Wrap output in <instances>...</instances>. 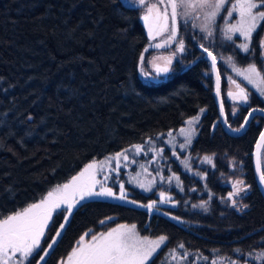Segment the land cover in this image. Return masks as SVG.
Returning a JSON list of instances; mask_svg holds the SVG:
<instances>
[{
	"label": "trees",
	"instance_id": "16d2710c",
	"mask_svg": "<svg viewBox=\"0 0 264 264\" xmlns=\"http://www.w3.org/2000/svg\"><path fill=\"white\" fill-rule=\"evenodd\" d=\"M263 32L264 26L254 34L251 53H240L230 42L223 53L241 66L255 63L258 70L264 69L259 48ZM147 42L139 10L122 0H0V216L38 202L93 159L163 139L197 115L188 153L196 162L213 157L211 167L195 162L199 173L192 178L173 166L185 191L195 189L189 194L191 202L208 201L207 212L181 205L161 208L185 221L179 224L164 213L149 218L147 208L137 206L149 204L152 195L131 197L136 204L92 199L75 210L45 264L66 258L89 230L97 233L119 224H135L143 235L167 237L147 264H161L180 244L198 256L200 264H210L213 258L243 264L245 257L235 249L248 253L260 248L264 229L250 235L264 227V199L251 153L263 119L255 117L239 137L228 136L219 124L212 130L218 113L203 59L145 88L138 64ZM188 45L193 49L189 58L195 60L199 51L189 41ZM245 89L249 103L234 117L228 116L223 100L232 129L240 127L250 108H264L260 96L246 85ZM228 177L251 185L238 201L247 208L236 211L230 205V188L223 183ZM55 220L58 228L63 217ZM48 235L54 236L55 228Z\"/></svg>",
	"mask_w": 264,
	"mask_h": 264
},
{
	"label": "snow or ice",
	"instance_id": "6c2138e0",
	"mask_svg": "<svg viewBox=\"0 0 264 264\" xmlns=\"http://www.w3.org/2000/svg\"><path fill=\"white\" fill-rule=\"evenodd\" d=\"M142 9L143 13L141 19L144 22V26L147 28L149 42L155 40L157 36L168 33L167 38L162 43H156L155 48L169 46L172 42H176L175 52L184 53L186 51L185 40L179 35L180 26L179 20L183 18L185 22L190 17L195 16L199 19V14L202 13L204 17V24L201 27V31L206 35L200 37L201 40L207 39L213 36L212 26L215 24L216 18L223 10L226 16L221 17L225 20L227 27L225 31V39L228 41L233 40V35L238 34L242 38L243 42L237 44L245 53H251L253 48L250 47L253 43L254 34L258 29L264 26V0H135ZM170 9V12H169ZM238 16V19L233 17V14ZM230 19L234 22L228 23ZM195 27V25H193ZM231 33L232 35H229ZM195 38V37H194ZM202 52L207 53V57L211 58V69L213 72L217 71V58L213 55V52L209 50V47L205 44H200ZM261 56H264V39L260 41ZM148 48L144 49L147 52ZM197 59H201L198 57ZM231 57L228 61L231 62ZM145 62L144 53L140 55L141 64V76L144 78L143 86L145 88H153L158 86L162 81L158 77L163 74L165 77L174 70L170 66L172 65V57L167 58V62L163 67L153 65L155 76L150 75L143 70V64ZM233 67H235L233 65ZM239 72V70H237ZM245 73H254L257 76H261L264 81V69L257 68L255 63H250L248 68L244 69ZM243 75V73H240ZM208 75V73H205ZM244 79L251 83L249 76H244ZM219 81L220 77L217 75V95L219 96ZM237 87H240L237 85ZM261 97H264V89L259 90ZM240 99L245 103H249V94L244 88H240ZM231 96L232 93L229 92ZM205 110L200 109L203 113ZM221 115L224 116V105L221 103L220 107ZM264 112V108H254L248 112V115L244 118V123L239 128L231 129L233 132L239 133L245 129L246 125L250 123V118H254L255 113ZM236 109H233V115H235ZM31 119V117H29ZM199 122V115L194 116L185 121L189 126L187 129L181 128L180 133L184 136V143L179 145L180 150L191 144V137L195 133V127ZM224 123H228L225 117ZM215 127V125L213 126ZM172 136V132L168 133ZM159 139V137H157ZM148 143V141H145ZM167 143V141H165ZM135 149V155H139L143 149L142 144L132 145ZM256 172L259 176V184L264 187V167H262V160H264V154L259 150L264 148V132L260 133V139L256 144ZM131 149L125 148L121 152L115 153L113 156L105 157V160L97 161L93 159L86 164L84 168L71 180L62 185H57L54 189L49 191L47 195L42 196L38 202L30 203L28 206L14 211L10 215L0 216V264H31L32 260L39 256L37 264L45 261V258L50 254V251L58 243L59 238L66 231L67 225L70 223V217L74 215L75 210L85 207L88 201L92 198L111 197L115 200L126 201L128 204H136L137 202L131 199H127V193L125 191L124 183H120V195H116L111 187H106L104 182L97 181L96 176L103 171V165L105 161L115 160L114 169L119 170L122 165L120 158L123 157L125 162L129 161L128 153ZM163 153V149H160ZM173 155H176L173 152ZM179 159V157H177ZM206 162L211 163V157H204ZM134 161V157H133ZM187 166V165H186ZM141 167H144L141 165ZM120 173L117 171V177ZM176 179L179 184V176L169 177L168 179ZM202 179L206 178L201 176ZM109 179V177H105ZM115 182V178H112ZM97 185L99 188L97 190ZM144 188V185H140ZM232 191L229 192L227 200L232 201V207L236 211H240L241 208H247V204L239 203V200H243L251 189V185L245 183L243 179L237 178L232 183ZM145 191L149 189L144 188ZM181 191L183 189L181 188ZM195 191V189H193ZM211 195V194H210ZM160 203H166L169 198H165V193L160 192ZM223 199V198H222ZM157 202L153 201L147 205L138 204V207H146L148 212L151 213ZM173 201V206H175ZM187 203V201H185ZM208 201H203L199 205L193 204V208H200L207 212ZM168 215L167 212L164 213ZM63 217V223H60L56 228L55 217ZM173 220H177L176 216L171 217ZM105 223V221H101ZM55 228V235L49 237L48 233H51ZM85 235H90L91 239L85 242L84 236L77 241L76 246L66 258H62L58 261V264H146L155 253L165 244L167 237L164 235L159 236L156 240H149L147 237H141L136 231V225L119 224L115 228L107 232H101L99 234L93 233L89 230ZM51 239V242L47 241ZM43 240V243H42ZM44 243H47V247H44ZM260 248L258 251L244 253L241 249H235L234 251L241 257H245L243 264H249V261H255L256 264H264V238L259 242ZM178 248L183 249L184 245H178ZM43 253V255H41ZM176 249L170 251L173 259H175ZM190 254L187 251L181 252V259L187 258ZM205 259H207L205 257ZM229 264H237V261L231 258ZM215 264V262H213Z\"/></svg>",
	"mask_w": 264,
	"mask_h": 264
},
{
	"label": "rangeland",
	"instance_id": "374dc122",
	"mask_svg": "<svg viewBox=\"0 0 264 264\" xmlns=\"http://www.w3.org/2000/svg\"><path fill=\"white\" fill-rule=\"evenodd\" d=\"M122 1L129 6H138L137 9L140 12V19H141L143 9L137 3H135V0H122ZM224 16H226V13L222 10L219 16L216 18L215 24L212 26L213 36L208 37L207 39L204 40L200 39V37L206 35L205 32L201 31V27L204 24V17L202 13L199 14L200 17L199 19L193 16L190 17L187 20V22H185V20L181 18L179 20V26H180L179 35L182 36L185 40L186 51L184 53L175 52L176 42H172L169 46L166 47H161L159 49L155 48L154 45L156 43L163 44V42L167 38L168 33H164L163 35L157 36L156 39L151 41L150 43L148 38L147 28L144 27L148 40L145 48H148V51L144 52L143 50L142 52L144 53L145 56L143 70L148 72L150 75L155 76L156 73L154 71L153 65L163 67L167 62V58L172 57V65L170 67L173 68L174 70L167 77H165L163 74H161V76L158 77V79L164 82L172 76L174 71L179 72V71L187 70L188 68L195 65V63L198 60L197 59L198 57L203 59L202 54L198 52L197 58L195 60H190L189 57L193 49L189 47L188 41L192 43L193 48H196L197 45L205 44L206 46L209 47V50L214 53L216 58L219 59L218 67L222 79V99L226 102L228 116L234 117L236 114H238L239 108L241 106L247 105L240 99V94H241L240 88L245 89V85L250 87L264 101V97H261L259 92L260 89H264V83L262 82L261 76H257L254 73L244 72V69L248 68L249 65L241 66L236 60H234L232 55L229 56L223 53L226 46V42L233 43L232 41H228L227 39H225L224 30L226 29L227 24L225 20L221 18ZM233 17L238 19V16L235 13L233 14ZM232 22H234L233 19H230L228 21V23H232ZM193 25H195V27H193ZM229 35L232 34L229 33ZM261 39H264V32L262 34ZM233 40L235 41V43H233L235 44L234 47H236L240 51V53L244 54L245 52H243L240 48L237 47V44L243 42L242 38H240L238 34H236L233 35ZM260 41H259V48H260ZM229 57L232 58L231 62L228 61ZM261 57L264 59V56ZM233 65L235 67H233ZM237 70H239V72ZM138 71L140 77L144 80V78L141 76L140 61L138 64ZM206 73H208L207 76L211 78V84H212V77H211L209 65L207 67ZM240 73H243V75H241ZM244 76H249L252 82L249 83L248 80L244 79ZM237 85H239L240 87H237ZM212 92H213V85H212ZM229 92L232 93L231 96L229 95ZM233 109H236L235 115H233ZM188 127L189 126L186 125L184 128L187 129ZM195 136H196V129H195V133L191 137V143L192 140H194ZM156 141L160 143L161 146H157ZM156 141L144 144L143 149L139 155H135V149L129 147V149H131L128 153L129 161L125 162L123 157H121L120 163L122 167L119 170H112L114 169V165L116 163L115 160L105 161V164L103 165V171L96 176L97 181H102L104 182L106 187H111L112 191L116 195H120V183L121 182L124 183L125 191L127 193V199L132 200L131 197L135 195H145V196L152 195L153 198L150 203H152L153 201H156L157 203L155 204L153 211L150 213V218L151 215L153 214L165 213V211L162 210L161 208L177 209L180 205L183 207L193 208L192 207L193 204L199 205L200 203L203 202L201 200L197 201L196 203L191 202L189 194H192L194 192L193 188L189 189L188 191H185L186 186L181 181L182 177L181 175L175 173L173 167L175 164L178 165V167L182 171V175H185L189 178H192V176H196L199 173V170L195 168L196 157H191L188 153V148L191 144L186 146L183 151L180 150L179 145L181 143H184V136L180 133V131L176 133H172V136H169L167 134L165 135V138ZM165 141H167V143H165ZM161 148L164 150L163 153H161L160 151ZM173 152H175L176 155H173ZM114 154H110L105 157L113 156ZM263 154H264V150H263ZM105 157H103L102 159H95V160L102 161L105 160ZM133 157H134V161H133ZM177 157H179V159ZM210 157H211V163L206 162L203 157L200 160L197 159L196 165L198 166L206 165L207 167L213 166L212 163L213 157L212 156ZM233 164L234 162L230 163L231 170L234 169ZM141 165H143L144 167H141ZM262 167H264V160H262ZM117 171H119L120 173L119 177H117ZM174 175L179 176V184L174 178L171 180L168 179L169 177H174ZM105 177H109V179L106 180ZM112 178H115V182ZM236 179L237 178L228 177L223 182L225 185H227L230 188V192L233 190L232 183L235 182ZM141 184L144 185V188H147L149 190L145 191L144 188L140 187ZM98 188L99 185H97V190ZM181 188L183 189V191H181ZM161 191L165 193V198H169V197L171 198L166 203H160ZM103 198L111 199L120 203H127L126 201L115 200L112 199L111 197H103ZM173 201L176 202L175 206H173ZM185 201H187V203H185ZM230 205H232V201H230ZM168 216L170 218L172 217L169 214ZM175 221L179 224L185 223V221L181 219H177ZM115 227L117 226H113L111 228H115ZM111 228H106L103 231L97 232L96 234H99L101 232H107L111 230ZM136 231L141 237H147L149 240H156L158 238V237H151L148 234L143 235L137 226H136ZM90 239H91L90 235H84L85 242L90 241ZM50 242L51 239H49L48 243ZM164 245L165 244L161 245V247L156 251V253ZM44 247H47V243L44 245ZM184 251H185L184 249L176 248L175 259H173L172 255H170V251L167 252L161 264L202 263V260L195 255L193 256L189 255L187 258L181 259L180 254L181 252ZM154 255L148 261H146V264L150 262V260L154 257ZM213 262H215V264H229L228 260H224L222 258H213L210 261V264H213Z\"/></svg>",
	"mask_w": 264,
	"mask_h": 264
},
{
	"label": "water",
	"instance_id": "95a60500",
	"mask_svg": "<svg viewBox=\"0 0 264 264\" xmlns=\"http://www.w3.org/2000/svg\"><path fill=\"white\" fill-rule=\"evenodd\" d=\"M140 21H141L142 25L144 26V22L142 21V19H140ZM144 27H145V26H144ZM196 48H197V50L202 54V58H203V60H204L205 62L208 63L209 68H210V72H211L212 85H213V92H212V95H213L214 102H215L216 109H217V113H218V121H217L216 123H214V125L216 126L217 124H219V125L222 127L223 131H224L228 136H230V137H239V136L243 135V134L246 132V130L248 129V127L250 126L251 122L253 121V119H254L255 117H260V118H262L263 121H264V112H257V113H255L254 118H250V123H248V124L246 125L245 129H243V130H242L241 132H239V133L233 132V131L231 130L232 128L229 126V124H228V123H224V120H225V117H226L225 109H224V116H222V115H221V112H220V107H221V103H223V99H222V79H221V76H220V73H219V67H218V65H219V59L217 58V71H216V72H213L212 69H211V58L207 57V53L202 52V50H201V48H200V45H197ZM213 55H214V53H213ZM214 56H215V55H214ZM217 75H219V77H220V81H219V92H220V94H219V96L217 95ZM223 105H224V104H223ZM252 109H254V108H250V109L247 111L245 117L248 115V112L252 111ZM245 117H244V118H245ZM226 118H227V117H226ZM243 123H244V119H243L242 124H243ZM214 125H213V126H214ZM214 128H215V127H212V130H214ZM261 132H264V125H263V127H262ZM261 132H260V133H261ZM259 139H260V134L258 135V137H257V139H256V141H255V144H254V147H253V151H252V153H251V157H252V169H253V174H254L255 182H256V185H257V188H258L260 194L262 195V197H263V199H264V187H262V186L259 184V176H258V174H257V172H256V154H257V151H258L257 148H256V144H257V142L259 141ZM263 150H264V148L260 149L259 151H260L261 153H263ZM92 199H105V198H92ZM92 199H90V200H92ZM90 200H89V201H90ZM105 200H110V199H105ZM149 218H150V216H149ZM63 222H64V221L62 220L61 223H63ZM262 229H264V227H262V228H260V229H257V230H255V231H253L250 235H253V234L257 233V232L261 231ZM250 235H249V236H250ZM60 238H61V237H60ZM60 238H59V240H60ZM59 240H58V242H59ZM57 244H58V243H57ZM57 244H56V245H57ZM56 245H55L54 248L50 251V254L45 258V261L41 262V264H45V262L48 260V258H49V257L51 256V254L53 253V251H54ZM42 255H43V253H42ZM38 260H39V259H38ZM36 264H37V263H36Z\"/></svg>",
	"mask_w": 264,
	"mask_h": 264
},
{
	"label": "flooded vegetation",
	"instance_id": "af4514ba",
	"mask_svg": "<svg viewBox=\"0 0 264 264\" xmlns=\"http://www.w3.org/2000/svg\"><path fill=\"white\" fill-rule=\"evenodd\" d=\"M131 7L137 8L138 6H131Z\"/></svg>",
	"mask_w": 264,
	"mask_h": 264
}]
</instances>
